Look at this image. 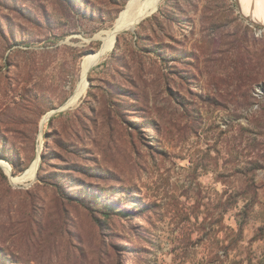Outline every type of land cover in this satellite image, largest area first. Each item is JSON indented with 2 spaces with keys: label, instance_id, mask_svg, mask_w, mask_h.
Listing matches in <instances>:
<instances>
[{
  "label": "rangeland",
  "instance_id": "obj_1",
  "mask_svg": "<svg viewBox=\"0 0 264 264\" xmlns=\"http://www.w3.org/2000/svg\"><path fill=\"white\" fill-rule=\"evenodd\" d=\"M129 2L0 0V257L264 264V25L161 0L65 108Z\"/></svg>",
  "mask_w": 264,
  "mask_h": 264
},
{
  "label": "bare ground",
  "instance_id": "obj_2",
  "mask_svg": "<svg viewBox=\"0 0 264 264\" xmlns=\"http://www.w3.org/2000/svg\"><path fill=\"white\" fill-rule=\"evenodd\" d=\"M240 6L243 8L244 12L258 16L260 19L255 20L264 25V0H237ZM161 0H130L127 4V7L121 12L118 17L114 27L110 30L109 33H106V39H104V44L100 51L95 55L86 56L81 62V79L80 84L76 91L74 92L71 99L64 106L65 108L73 106L82 96L85 94V91L88 86V74L90 69L97 64L102 57H104L109 51L112 50L117 35L123 31L133 30L137 24L142 20H145L147 17L151 16L157 9ZM240 9V7H239ZM241 12V10H240ZM248 21H253L247 18L242 14ZM40 150V149H39ZM38 150V151H39ZM38 157V156H37ZM38 161V160H37ZM38 162H35L27 171V173L19 177H13L10 175V167L8 164L0 162V165L6 170L7 174L10 177V180L14 184H19L27 178H34L33 172L36 168Z\"/></svg>",
  "mask_w": 264,
  "mask_h": 264
},
{
  "label": "trees",
  "instance_id": "obj_3",
  "mask_svg": "<svg viewBox=\"0 0 264 264\" xmlns=\"http://www.w3.org/2000/svg\"><path fill=\"white\" fill-rule=\"evenodd\" d=\"M263 61H264V50H263ZM263 72H264V65H263ZM262 90H264V86H262ZM1 159L7 161L12 166L14 175L23 172L27 168L22 164L20 165L19 156L14 150L10 148H7L2 154H0V160ZM44 162H45V158L44 156H42V164ZM11 260L12 259L8 260L6 256H2L0 257V264H20L19 262H12Z\"/></svg>",
  "mask_w": 264,
  "mask_h": 264
},
{
  "label": "water",
  "instance_id": "obj_4",
  "mask_svg": "<svg viewBox=\"0 0 264 264\" xmlns=\"http://www.w3.org/2000/svg\"><path fill=\"white\" fill-rule=\"evenodd\" d=\"M40 160H41V156H40V153H39V162H40Z\"/></svg>",
  "mask_w": 264,
  "mask_h": 264
}]
</instances>
